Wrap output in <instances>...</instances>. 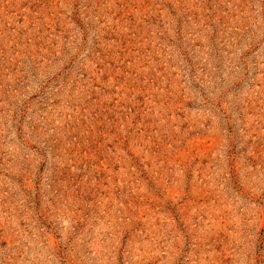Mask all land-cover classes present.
<instances>
[{
	"label": "rangeland",
	"instance_id": "1",
	"mask_svg": "<svg viewBox=\"0 0 264 264\" xmlns=\"http://www.w3.org/2000/svg\"><path fill=\"white\" fill-rule=\"evenodd\" d=\"M0 264H264V0H0Z\"/></svg>",
	"mask_w": 264,
	"mask_h": 264
}]
</instances>
